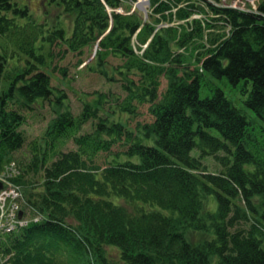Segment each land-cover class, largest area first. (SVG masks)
Here are the masks:
<instances>
[{"label":"trees","instance_id":"1","mask_svg":"<svg viewBox=\"0 0 264 264\" xmlns=\"http://www.w3.org/2000/svg\"><path fill=\"white\" fill-rule=\"evenodd\" d=\"M46 1L54 23L0 0V172L41 215L1 243L0 264H264V0H151L147 19L117 12L126 0ZM70 52L122 91L83 92L76 112L54 83ZM45 103L51 119L16 159ZM190 229L213 237L194 243Z\"/></svg>","mask_w":264,"mask_h":264},{"label":"rangeland","instance_id":"2","mask_svg":"<svg viewBox=\"0 0 264 264\" xmlns=\"http://www.w3.org/2000/svg\"><path fill=\"white\" fill-rule=\"evenodd\" d=\"M226 2L232 3L235 7H240L246 11H251L257 9L258 3L262 0H225ZM21 3H26L29 8L34 12V14L40 19H43L44 16L46 17V20H48L50 23H54L58 20V11L54 10L52 8H48L45 5L46 0H20ZM132 3V2H131ZM133 5H136L138 7L137 9L142 13H148L152 1L151 0H133ZM140 4H143L140 6ZM123 11L126 12H133V11H127L129 8L122 6ZM142 7V8H140ZM144 7V8H143ZM121 9V7H120ZM46 11H49L48 15L45 13ZM63 16V15H62ZM64 21L68 26H72V19L68 16H63ZM81 56L75 52H70L66 58L63 59H57L56 61L60 65L67 66L69 69L68 73V79L65 81L64 84H61L63 82H59L57 75H54V83L59 84L61 87H63L66 92L68 93L71 103L74 106V110L78 112L82 107V101L80 100V95L83 92H93V91H122L120 84L115 83L112 84L111 82H108L102 75H100L96 71L90 70V68L87 66L88 61L91 59H87L80 65H77V62ZM84 58L89 57V54H86L83 56ZM114 62L118 63V59H112ZM58 73V72H57ZM221 85L225 89L227 95L234 101L236 105L239 107H243L245 109L250 110L245 104L244 99L247 98V94H242V86L239 87L233 86L230 82H222ZM207 94V90L203 87L202 88V95L205 96ZM52 110L50 106L45 103L43 106H37V108L29 113L26 117V122L22 125V130L24 131L27 143L18 151L15 152L14 156L16 159L20 158L21 155L27 150L28 143L32 140L38 139L44 132L49 120L52 117ZM214 133H217V131H213ZM63 149H71L75 147V144L73 140L69 139L66 140L61 144ZM204 164L208 167V169L214 172H218L222 169V165L217 161V159L214 156H206L203 159ZM2 180V179H0ZM13 193V192H12ZM205 208L208 211L216 210L217 208V199L214 195L210 196L205 200ZM213 237L212 231H201V230H193L190 229L187 232V238L194 242L199 243L203 241L206 238ZM111 251H114L113 248H111ZM217 259L213 260V263L216 262Z\"/></svg>","mask_w":264,"mask_h":264},{"label":"built area","instance_id":"3","mask_svg":"<svg viewBox=\"0 0 264 264\" xmlns=\"http://www.w3.org/2000/svg\"><path fill=\"white\" fill-rule=\"evenodd\" d=\"M203 5H208V2L221 7H233L239 8L240 10H244L240 7H235L232 3L226 2L225 0H198ZM143 5V4H140ZM14 166V165H12ZM12 169L8 168V166L0 172V179L7 182L8 185L0 192V227L2 223L11 221L14 225L17 217L18 210V202L17 198L21 195L20 190L9 183L7 179V173ZM13 192V193H12Z\"/></svg>","mask_w":264,"mask_h":264},{"label":"water","instance_id":"4","mask_svg":"<svg viewBox=\"0 0 264 264\" xmlns=\"http://www.w3.org/2000/svg\"><path fill=\"white\" fill-rule=\"evenodd\" d=\"M2 184L0 183V188H1ZM20 215H22V211L20 212Z\"/></svg>","mask_w":264,"mask_h":264},{"label":"bare ground","instance_id":"5","mask_svg":"<svg viewBox=\"0 0 264 264\" xmlns=\"http://www.w3.org/2000/svg\"><path fill=\"white\" fill-rule=\"evenodd\" d=\"M239 9V8H238Z\"/></svg>","mask_w":264,"mask_h":264}]
</instances>
